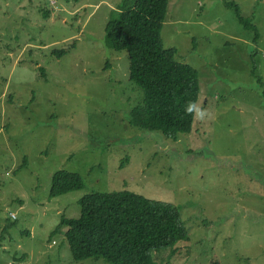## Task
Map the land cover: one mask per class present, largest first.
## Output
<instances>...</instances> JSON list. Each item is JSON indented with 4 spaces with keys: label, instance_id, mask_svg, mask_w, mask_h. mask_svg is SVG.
Returning <instances> with one entry per match:
<instances>
[{
    "label": "rangeland",
    "instance_id": "obj_1",
    "mask_svg": "<svg viewBox=\"0 0 264 264\" xmlns=\"http://www.w3.org/2000/svg\"><path fill=\"white\" fill-rule=\"evenodd\" d=\"M134 1L0 0V264H108L75 263L57 229L123 190L181 209L189 239L158 264H264V0H169L163 45L199 72L204 113L177 141L131 124L144 91L105 28ZM61 170L84 188L50 198Z\"/></svg>",
    "mask_w": 264,
    "mask_h": 264
},
{
    "label": "trees",
    "instance_id": "obj_2",
    "mask_svg": "<svg viewBox=\"0 0 264 264\" xmlns=\"http://www.w3.org/2000/svg\"><path fill=\"white\" fill-rule=\"evenodd\" d=\"M227 5L235 9L239 21L257 41L258 27L242 16L235 3L227 1ZM168 8L169 0H135L117 11L105 31L110 48L128 53L130 80L144 91V105L131 111V124L177 141L193 131L196 114L186 112L185 106L192 102L197 107L201 88L199 72L177 61L176 49L163 45L161 33ZM65 53L66 49L54 51L59 58ZM83 188L80 174L61 170L53 177L50 198ZM79 203L81 216L63 217L57 229L67 228L65 235L75 263L103 259L108 264H158L154 252L172 249L174 256L180 250L177 246L189 239L181 209L173 203L128 190L91 193Z\"/></svg>",
    "mask_w": 264,
    "mask_h": 264
},
{
    "label": "clouds",
    "instance_id": "obj_3",
    "mask_svg": "<svg viewBox=\"0 0 264 264\" xmlns=\"http://www.w3.org/2000/svg\"><path fill=\"white\" fill-rule=\"evenodd\" d=\"M185 111L188 112V113H193V112H195V114H196L197 116H199L201 119H202L203 116H204V113H203L201 110H199V109L195 106V104L192 103V102H189V104H187V105L185 106ZM15 217H16V216L13 215V218H15Z\"/></svg>",
    "mask_w": 264,
    "mask_h": 264
}]
</instances>
